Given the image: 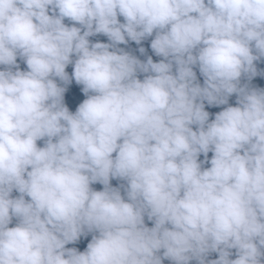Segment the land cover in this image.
I'll list each match as a JSON object with an SVG mask.
<instances>
[{"label": "clouds", "instance_id": "clouds-1", "mask_svg": "<svg viewBox=\"0 0 264 264\" xmlns=\"http://www.w3.org/2000/svg\"><path fill=\"white\" fill-rule=\"evenodd\" d=\"M261 58L264 0H0V264H262Z\"/></svg>", "mask_w": 264, "mask_h": 264}, {"label": "trees", "instance_id": "trees-1", "mask_svg": "<svg viewBox=\"0 0 264 264\" xmlns=\"http://www.w3.org/2000/svg\"><path fill=\"white\" fill-rule=\"evenodd\" d=\"M119 19L121 22H123L122 17H120ZM64 23L71 26V22H69L68 20H65ZM77 26H79V25H77ZM153 38H154V36L145 39L144 41L141 42L140 45H137L133 41H129L127 44L118 45V47L124 49V51H126L129 54L140 59L142 62L146 61L149 56L152 57L153 62H159L162 59V57L156 56L150 47L151 40ZM89 40H90V42H93V43H95V42L109 43L108 38L102 34H98L96 36L89 37ZM140 47L145 48V52L143 54H141L139 52ZM73 59H74V57H73ZM17 64H19L21 71L27 70L26 63H24V61L21 60L19 57L17 58ZM254 64L256 66L258 74L255 77H253L251 80H248L246 77L242 76L241 81H240L241 86L247 85L249 88L264 90V58H261L259 61H255ZM0 70H4L3 66H0ZM193 70L196 72L197 82H199L201 84V86H203L204 78L200 75L198 67L194 68ZM173 71H175V69H173ZM66 72L69 75L70 83L67 85H64L58 79H57V83L60 86L66 88V91L64 93V104H65V106L68 107L70 112L74 113L76 111L77 107L79 106V104L82 103L83 100L86 99L87 97L82 92L83 86L77 85L75 80L72 78L73 66L71 64L66 68ZM138 78H140L142 80L144 78L143 74H138ZM236 100H237V97L235 94H233L232 96L229 97L227 105L210 106L205 101L204 102L205 103V111H207L209 113V122H211L215 118V115L218 112L224 110V108H226L228 106H233V107L238 106L236 104ZM193 130H195V126H193ZM37 144L39 147H43L44 141H38ZM113 155H115V154H113ZM211 157H212V153L210 152L208 154V159L210 160ZM199 160L203 161L204 156L201 155L199 157ZM210 166H211L210 164H204L203 165L204 168H208ZM110 183H111L112 187H119L121 184L126 185L125 181H121V180H117V179H112L110 181ZM91 187L97 191L103 190V185H101L99 183L93 184V185H91ZM18 195H19V193L13 191V193H12L13 197H17ZM121 195L122 196L125 195L123 189H121ZM26 199H29V198L26 197ZM144 222H145V225L149 228L154 226V223L152 221H149L147 219V216H145ZM16 223H17V221L14 218L12 224H10L9 227H14ZM92 235H93L92 233H89L86 236H81L78 241H76L72 244L66 245V248H76L78 251L82 252V251L86 250L87 244L92 239ZM230 251L233 253V255L230 257V259H235L236 258V256H235L236 250L231 249ZM159 255H161V256L163 255V250H161ZM218 258H219L218 253L213 252V253L208 254L206 260H214V259H218ZM162 264H173V261L168 260V259H164L162 261ZM190 264H197V261L192 260V261H190ZM262 264H264V260H262Z\"/></svg>", "mask_w": 264, "mask_h": 264}]
</instances>
